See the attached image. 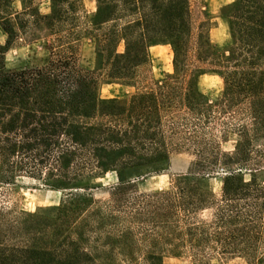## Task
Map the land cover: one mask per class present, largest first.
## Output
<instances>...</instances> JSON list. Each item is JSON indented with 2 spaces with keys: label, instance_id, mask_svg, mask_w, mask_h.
Segmentation results:
<instances>
[{
  "label": "trees",
  "instance_id": "16d2710c",
  "mask_svg": "<svg viewBox=\"0 0 264 264\" xmlns=\"http://www.w3.org/2000/svg\"><path fill=\"white\" fill-rule=\"evenodd\" d=\"M47 1L41 13L35 0H0V182L25 175L68 193L33 212L0 206V264H164L181 255L264 264V0L221 9L230 34L222 53L195 0H95L91 15L81 0ZM84 33L95 44L92 69L76 61ZM26 34L49 40L46 62L7 68L6 51ZM155 44L172 51L161 79L151 76ZM205 73L222 79L216 103L199 88ZM101 82L135 90L101 98ZM230 136L233 149L223 150ZM181 149L194 159L168 189H135ZM219 171L215 195L207 182ZM109 172L117 182L95 201L89 191Z\"/></svg>",
  "mask_w": 264,
  "mask_h": 264
},
{
  "label": "rangeland",
  "instance_id": "374dc122",
  "mask_svg": "<svg viewBox=\"0 0 264 264\" xmlns=\"http://www.w3.org/2000/svg\"><path fill=\"white\" fill-rule=\"evenodd\" d=\"M206 10L211 25L209 37L214 49L224 52L230 34L227 22L221 16V9L233 0H195ZM41 13H48L49 2L47 0H35ZM83 13L91 15L94 13L95 0H81ZM15 7H19L16 2ZM6 35L0 30V44H4ZM49 40L45 37L33 39L30 34L21 37L8 48L4 56L7 68L33 67L44 64L49 56ZM77 64L86 69L95 67V44L87 34H81L75 43ZM123 49L122 44L118 50ZM150 70L154 79H161L172 71V51L167 44H155L149 47ZM199 88L206 97L216 103L222 92V79L214 73H205L199 79ZM134 87L118 83L101 82L99 95L101 98L115 97L119 99L128 98ZM234 136H230L226 142H221L223 150L229 151L234 146ZM264 151V143L262 145ZM194 156L190 151L181 149L173 151L170 155L169 166L159 173H149L134 181L135 189L139 192H153L166 190L170 187L173 178L188 171ZM222 173L219 171L207 182V187L218 195L221 186ZM101 186L90 190L89 193L95 201L106 200L110 190L116 184V175L107 173L99 179ZM68 191L58 190L47 186L42 181L25 175L15 176L10 182H0V206L14 212H33L41 208L53 207L67 196ZM80 193H83L82 191ZM164 264H196L189 255L166 257ZM209 264H242L239 259L221 261L212 259Z\"/></svg>",
  "mask_w": 264,
  "mask_h": 264
}]
</instances>
